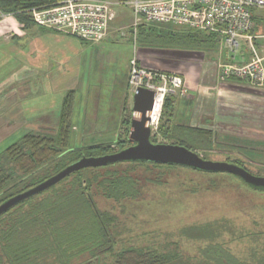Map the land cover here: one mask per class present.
<instances>
[{
	"label": "trees",
	"instance_id": "trees-1",
	"mask_svg": "<svg viewBox=\"0 0 264 264\" xmlns=\"http://www.w3.org/2000/svg\"><path fill=\"white\" fill-rule=\"evenodd\" d=\"M59 1L0 0V13L14 15L25 26L32 23L27 10L50 8ZM143 25L135 30L141 47L183 51L217 48L218 37L212 34L173 25ZM74 103L75 92L69 90L50 132L26 133L0 153V203L83 156H103L129 146L124 145L126 140H120L122 145L117 151L101 144L68 148ZM175 109V97H167L159 125L161 135L170 140L167 144L188 148L194 142L198 148L188 149L195 153L212 150L213 132L172 123ZM230 163L241 166L234 161ZM174 167L129 162L82 169L68 175L0 216V264H264V226L260 231L242 232L226 220L219 222L222 218L177 230L178 234L200 239L202 243L197 254L192 257L191 253L187 259H183L180 245L175 242L149 247L124 244L119 217L99 209L95 198L118 204L122 212L125 208L131 211L135 207L132 204L139 203L146 183H160L154 170ZM226 235L230 239L236 237V242L247 241L248 245L235 254L226 245Z\"/></svg>",
	"mask_w": 264,
	"mask_h": 264
},
{
	"label": "rangeland",
	"instance_id": "rangeland-1",
	"mask_svg": "<svg viewBox=\"0 0 264 264\" xmlns=\"http://www.w3.org/2000/svg\"><path fill=\"white\" fill-rule=\"evenodd\" d=\"M118 10L125 13V16L120 14L123 22L116 26L118 29L116 40L110 39L96 45H89L76 37L69 36L79 47L65 65L69 64L75 69L79 65L81 87L90 89V96L87 98L84 94L86 91L82 90H78L75 94L68 148L80 149L101 144L117 151L122 145L120 140H126L124 145H130L127 142V131L130 130L127 122L132 116V99L128 90L127 92L125 90L124 79L128 61L135 52H138L137 56L141 58L142 65L148 68L183 73V70L192 67L197 68L198 79L206 78L212 73L211 76L216 75V79L220 80L218 65L223 60L219 40L217 48L204 50L203 54L198 53V50L175 51L141 47L137 36L135 35L134 39L131 33L132 14L123 6L118 7ZM251 14L255 24L252 34L262 36L255 39L254 44L259 48L263 47L260 49L263 51L264 13L253 10ZM143 26L161 25L146 23ZM114 83H117L115 88H113ZM93 102L102 120L96 121L91 116L92 112L89 109ZM86 108L88 120L83 117ZM103 118H107L108 121H103ZM232 122L231 127H225L226 129L220 125L210 129L214 135L215 143L211 146L213 149L198 151V156L212 162L234 161L253 175L264 177V143H252L251 148L236 145L247 144L249 140L254 139L264 142V128L256 133L249 130L242 131L236 128V125H232ZM23 135L17 133L15 137L2 141L0 153ZM152 140L170 143V140L159 132V126L153 133ZM193 143L191 146H186L198 148L196 143ZM154 172L158 173L160 183H146L139 203L132 204L135 207L131 211L125 208L122 212L118 204L101 197L95 198L99 209L111 211L119 217L124 244L149 247L153 244L159 246L162 243L175 242L180 245L183 259H187L190 258L191 253L192 257L197 254L202 243L200 239L178 234L177 230L182 226L210 221L218 222L222 218L219 222L226 220L237 231L263 230L264 191L254 190L227 173H202L182 166H175L172 169H155ZM154 176L152 175V178ZM26 208L28 207L24 209ZM225 239L226 245L235 254L236 250L245 249L248 245L244 240L236 242V237L230 239L226 235Z\"/></svg>",
	"mask_w": 264,
	"mask_h": 264
},
{
	"label": "crops",
	"instance_id": "crops-1",
	"mask_svg": "<svg viewBox=\"0 0 264 264\" xmlns=\"http://www.w3.org/2000/svg\"><path fill=\"white\" fill-rule=\"evenodd\" d=\"M120 14L123 12L116 7L115 16L102 41L117 39L116 26L123 22ZM78 47L69 35L40 28L33 23L24 26L14 15L0 13V143L15 137L17 133L25 135L51 130L56 125L60 105L67 91L73 90L76 94L82 90L86 91L84 94L87 98L90 96V89L81 87L79 65L76 69L65 65ZM242 51V59L247 61L249 53L245 48ZM202 52L198 50V53ZM137 54L135 52L138 64L142 65ZM221 58H226L223 53ZM234 61L238 63L241 59L236 56ZM127 72L124 79L126 92ZM176 73L184 78L188 95L181 99L175 98L172 123L212 129L218 125L231 127L233 121L232 125H236V128L255 133L264 128V89L252 88L236 79L221 81L216 79V75L211 76L212 73L198 79L197 68L192 67L183 70V73ZM116 86L117 83H114L113 88ZM94 103L89 109L91 116L96 121L102 120ZM87 110L83 113L85 120H88ZM104 120L108 121L107 118ZM256 142L264 143L254 139L247 144L236 145L251 148V144Z\"/></svg>",
	"mask_w": 264,
	"mask_h": 264
},
{
	"label": "built area",
	"instance_id": "built-area-1",
	"mask_svg": "<svg viewBox=\"0 0 264 264\" xmlns=\"http://www.w3.org/2000/svg\"><path fill=\"white\" fill-rule=\"evenodd\" d=\"M120 6L131 11L134 39L136 27L146 23L217 36L220 52L226 57L218 65L219 79H236L252 88L264 89V50L254 44L262 36L252 34L255 24L251 14L253 10L264 13V0H61L55 6L33 8L26 14L37 27L98 44L106 37L115 8ZM243 48L249 53L247 61L242 59ZM236 56L241 62L234 61ZM138 88L153 93L149 119L152 139L166 98H185L188 87L180 74L139 65L133 55L127 74L131 99Z\"/></svg>",
	"mask_w": 264,
	"mask_h": 264
},
{
	"label": "water",
	"instance_id": "water-1",
	"mask_svg": "<svg viewBox=\"0 0 264 264\" xmlns=\"http://www.w3.org/2000/svg\"><path fill=\"white\" fill-rule=\"evenodd\" d=\"M153 93L138 88L132 96V116L129 121V146L115 153L81 157L65 168L0 203V216L19 203L53 187L68 175L87 168L107 167L118 163L145 162L157 165L182 166L202 173H227L240 179L248 187L264 191V177L256 176L245 168L230 162H212L198 156L197 153L182 145L154 143L151 141L149 119Z\"/></svg>",
	"mask_w": 264,
	"mask_h": 264
},
{
	"label": "bare ground",
	"instance_id": "bare-ground-1",
	"mask_svg": "<svg viewBox=\"0 0 264 264\" xmlns=\"http://www.w3.org/2000/svg\"><path fill=\"white\" fill-rule=\"evenodd\" d=\"M153 117H155V114H153Z\"/></svg>",
	"mask_w": 264,
	"mask_h": 264
}]
</instances>
